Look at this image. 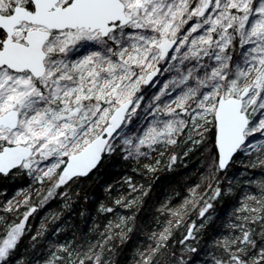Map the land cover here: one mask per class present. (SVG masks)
<instances>
[{"label": "snow or ice", "instance_id": "1", "mask_svg": "<svg viewBox=\"0 0 264 264\" xmlns=\"http://www.w3.org/2000/svg\"><path fill=\"white\" fill-rule=\"evenodd\" d=\"M0 264H264V0H0Z\"/></svg>", "mask_w": 264, "mask_h": 264}, {"label": "trees", "instance_id": "2", "mask_svg": "<svg viewBox=\"0 0 264 264\" xmlns=\"http://www.w3.org/2000/svg\"><path fill=\"white\" fill-rule=\"evenodd\" d=\"M197 163V160L194 158L189 164H188V168H191L193 165H195ZM185 172V169L181 168L179 169L175 174H171L168 172H162L161 175V179L163 180L164 177H169L170 181H175V180H180L181 179V175ZM120 174H121V169L119 167L111 170L108 174V176L105 177V179L109 180V182L113 181V180H119L120 178ZM165 185L162 183L161 186L157 189V196L160 195V193H162L164 191ZM87 191L89 193H91L94 196L103 198V190H97L95 188L94 184H89L87 186ZM152 203H155V200L152 201ZM47 205L44 206V208L42 209H38V213H43L46 209H47ZM53 207H55V205H53ZM222 207V206H221ZM152 215V207L151 205L148 206V210L144 211L141 213L140 219L141 221L145 224V227L147 228H151L152 227V221L150 220V216ZM37 219H39V216L37 217ZM78 223L81 224V226H83L84 221H77ZM214 227V226H213ZM212 228H210V232H211Z\"/></svg>", "mask_w": 264, "mask_h": 264}]
</instances>
